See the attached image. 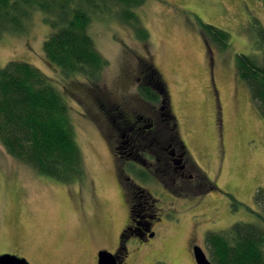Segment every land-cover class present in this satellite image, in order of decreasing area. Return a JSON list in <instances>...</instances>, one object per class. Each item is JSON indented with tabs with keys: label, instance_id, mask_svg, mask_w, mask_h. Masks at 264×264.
<instances>
[{
	"label": "rangeland",
	"instance_id": "rangeland-1",
	"mask_svg": "<svg viewBox=\"0 0 264 264\" xmlns=\"http://www.w3.org/2000/svg\"><path fill=\"white\" fill-rule=\"evenodd\" d=\"M136 14L148 31L145 41L112 16L88 26L106 63L94 84L78 75L66 79L45 59L49 28L40 12L24 34L0 37V67L10 61L31 64L64 97L83 170L81 180L59 183L12 158L0 144V255L29 264H94L97 250L112 253L129 221L125 177L129 194L138 185L152 196L159 217L148 244L125 241L128 264H196L195 246L210 261L208 232L255 221L253 196L264 185V119L236 75L235 57L255 53V21L264 28L261 0H146ZM200 21L227 31V47L205 37ZM149 61L160 73L186 147L187 178L202 185L187 197V188L183 196L171 191L181 190V183L164 186L152 174L138 180L113 150L126 139L121 134H134L140 149L149 150L148 141L137 136L145 122L157 124L156 137L168 144L167 126L158 121L161 102L138 95L141 82L154 80L146 72ZM125 113L135 116L131 131L121 129ZM203 176L215 187L204 184Z\"/></svg>",
	"mask_w": 264,
	"mask_h": 264
},
{
	"label": "trees",
	"instance_id": "trees-1",
	"mask_svg": "<svg viewBox=\"0 0 264 264\" xmlns=\"http://www.w3.org/2000/svg\"><path fill=\"white\" fill-rule=\"evenodd\" d=\"M145 1L0 0V37L24 34L32 16L40 12L42 23L49 28L42 44L45 59L66 79L78 75L88 84H94L106 63L87 33L88 26L95 18L112 16L131 26L138 39L145 41L148 31L136 14V9ZM261 2L264 6V0ZM255 23V53L237 54L235 71L264 119V28L257 21ZM199 26L202 34L219 48L227 47V31L201 21ZM147 64L146 72L152 74L154 80L151 83L145 80L138 85L139 99L161 102L158 121L167 126L169 140L167 145L162 144L160 135L156 137L155 134L157 124L149 126L151 124L145 122L137 136L139 140L148 141L149 150L137 155L136 160L154 163L148 164L147 170L134 161L126 163L138 180L147 181L152 174L160 177L164 186L171 182L181 183L183 187L179 191L169 188L181 196L185 192L183 188H187L190 190L186 192L187 197L192 189L200 190L201 184L195 182L194 185L187 178L185 168L179 169V165L173 163L181 159L185 164L186 147L179 136L160 73L152 62ZM134 136L131 134L130 140L140 149V142ZM0 144L9 156L41 176L63 184L82 178L81 154L74 138L68 105L51 79L31 64L10 61L0 67ZM122 180L126 186L123 192L127 196L126 183L131 182L127 177ZM206 180L203 176L204 184ZM206 184L215 187L209 181ZM253 201L256 207V211H252L254 222H237L227 229L206 234L205 245L212 264H264V185L256 189Z\"/></svg>",
	"mask_w": 264,
	"mask_h": 264
},
{
	"label": "flooded vegetation",
	"instance_id": "flooded-vegetation-1",
	"mask_svg": "<svg viewBox=\"0 0 264 264\" xmlns=\"http://www.w3.org/2000/svg\"><path fill=\"white\" fill-rule=\"evenodd\" d=\"M130 116L131 115L128 113H125L123 115V122L125 124L123 125V127H121L122 130L131 131L133 129V126L131 125L136 120H135V116L133 117V119H131ZM121 135L126 139L124 141L121 140L119 146L116 145L113 147V150L116 151L115 155L124 158L123 161L125 163L134 161L136 164L147 165L146 160H142L143 162L140 163L139 161L136 160L137 155H140L144 151H142V149L134 147V145H131L132 142L128 134L126 136L125 134H121ZM173 163L179 165L178 166L179 169H182L184 167L181 159L174 160ZM127 181H129V178H127ZM133 185L136 186L135 184ZM136 187L137 188L135 189H138L136 192H134V190L131 189L132 194L130 193L129 195L126 196L127 199L125 201L128 208L129 221L128 224H126L119 232L117 247L111 253L114 255L115 260L118 264H128V262L126 261L128 258V251L124 244L125 241L132 238L140 245L144 243L148 244V242H150V238H152L153 235L152 232L153 223L159 220V217L153 208L154 206L152 204L153 202L152 196L148 192H145L144 190L140 189L141 188L140 186L137 185ZM99 251L100 250H97L95 253L94 264H97ZM24 259L28 262V259L26 258ZM28 263H30V260ZM31 264H35V263L33 262Z\"/></svg>",
	"mask_w": 264,
	"mask_h": 264
},
{
	"label": "water",
	"instance_id": "water-1",
	"mask_svg": "<svg viewBox=\"0 0 264 264\" xmlns=\"http://www.w3.org/2000/svg\"><path fill=\"white\" fill-rule=\"evenodd\" d=\"M193 255L196 264H212L205 256L201 248L193 247ZM0 264H29L25 259H19L11 255H0ZM97 264H118L113 254L107 251L98 252Z\"/></svg>",
	"mask_w": 264,
	"mask_h": 264
}]
</instances>
